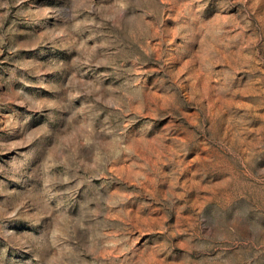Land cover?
<instances>
[{"label":"rangeland","instance_id":"374dc122","mask_svg":"<svg viewBox=\"0 0 264 264\" xmlns=\"http://www.w3.org/2000/svg\"><path fill=\"white\" fill-rule=\"evenodd\" d=\"M0 264H264V0H0Z\"/></svg>","mask_w":264,"mask_h":264}]
</instances>
